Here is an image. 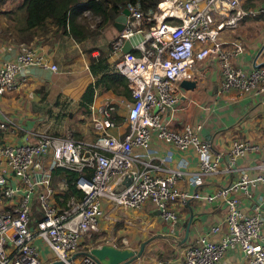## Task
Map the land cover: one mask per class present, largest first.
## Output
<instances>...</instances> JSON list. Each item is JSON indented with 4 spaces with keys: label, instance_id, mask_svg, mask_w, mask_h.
I'll return each mask as SVG.
<instances>
[{
    "label": "built area",
    "instance_id": "obj_1",
    "mask_svg": "<svg viewBox=\"0 0 264 264\" xmlns=\"http://www.w3.org/2000/svg\"><path fill=\"white\" fill-rule=\"evenodd\" d=\"M128 9L124 29L111 41L108 60L127 78L131 100L103 98L90 104L92 139L23 128L21 143L5 142L0 135V264H98L77 253L82 240L99 231L107 206L135 209L149 202L160 210L173 235L182 227L174 225L183 220L176 205H188L191 198L222 200L225 214L207 232L178 246L179 264H220L228 249L240 250L243 264H264L261 203L249 212L241 207L239 197L229 195L241 191L250 196V188L264 181V156L251 166L254 175L239 168L232 184L214 192L191 193L179 185L184 180L197 186L204 177L232 170L235 160L249 151L264 154V140L234 138L220 152L202 133L203 121L183 122L179 128L171 123L183 95L180 81L195 79L194 64L208 57L216 60L221 91L264 94V60L248 68L234 64L232 59L245 46L219 39L222 30L237 28L245 17H264V0H162L150 13L132 5ZM137 32L143 40L133 47L135 51L122 52L124 39ZM259 53H264V44ZM29 66L59 69L38 46L20 41L13 58L0 63V94L21 87ZM121 103L126 105L124 116L117 114ZM119 120L126 124L121 135L110 131L118 128ZM19 128L10 119H0V131ZM153 143L172 149L160 155L152 149ZM172 150L182 153V160L173 166L168 164ZM184 155L193 159L194 170H186L189 160ZM221 158L224 166L219 169ZM54 166L79 172L76 185L84 196L72 199L68 208L57 205L51 181ZM126 178L128 183L123 182ZM58 187L64 188V182ZM222 225L224 234L213 239L210 234ZM127 243L122 236L114 245L128 247Z\"/></svg>",
    "mask_w": 264,
    "mask_h": 264
},
{
    "label": "crops",
    "instance_id": "obj_2",
    "mask_svg": "<svg viewBox=\"0 0 264 264\" xmlns=\"http://www.w3.org/2000/svg\"><path fill=\"white\" fill-rule=\"evenodd\" d=\"M89 13L91 14L87 9L83 11L86 17ZM97 20L98 18L95 17V21ZM247 20L244 18L239 26H245V23L248 22ZM8 25L6 24V26ZM93 25L94 23L91 24V26ZM11 26L13 28L14 23ZM232 31H236V28L235 30H222L219 34V39L225 43L239 41L245 46L244 51L232 59L234 64L248 68L256 60H264V53H259L260 50H258L257 42H249L246 39L231 36L230 32ZM117 35L118 30L112 22L101 29L99 34L87 37L80 42L67 36L55 37L54 35H51L48 40H43L42 36L25 39V41L32 42L38 46L42 52H46L59 69L58 71H52L36 66H29L24 70L26 79L21 87H16L0 94V119H10L15 125L20 127L13 132L10 129L0 131L1 139L8 143L23 142L25 132L21 128L26 130L32 129V126L27 127V125L29 122H32V124L35 122V118L33 117H35V113H38V110H43V103H47L48 105L54 104L55 100L58 99L59 102L68 101L78 105L85 87L94 80V76L88 66L89 52L96 55L99 50L109 51L108 43ZM96 37H99V39L92 43ZM105 44L107 45V49L105 48ZM17 46L18 41H16V37L13 35L0 39V63L13 58L17 52ZM95 48H98V50L88 51ZM192 74L196 79V86L193 89L182 87L181 93L183 95H181L180 101L172 112V125L179 128L183 122L203 121L202 133L212 138L215 148L220 152H223L227 148L234 137L254 142L264 140V94L252 97L249 93L239 94L235 91H221L219 89V71L216 60L212 57L196 62L193 66ZM53 87L56 89L53 90ZM41 90L44 92L45 97H42ZM103 98L131 100L126 95L100 88L97 89L93 96L91 104L96 105ZM125 112L126 105L121 103V106L117 109V114L124 116ZM38 119L43 120V117L39 116ZM125 129L126 124L123 120H119L118 128L113 127L110 131L121 135ZM152 149L155 153L162 155L165 154L167 149L172 148L166 144L153 143ZM181 156L182 153L172 150V157L168 164L171 166L178 164L182 160ZM261 156H264V154L249 151L243 157L235 160L232 170L219 171L217 174L204 177L203 182L197 186L192 183L187 184L184 180H180L179 185L191 193L196 190L202 193L214 192L222 186L232 184L238 178L239 168L254 175L256 170L252 169L251 166L255 164L257 157ZM184 157H187L189 160L186 170H194L193 159L188 155H184ZM223 166L221 158L219 169ZM118 178L119 176H116L114 180ZM250 192V196L247 197H244L241 191H232L229 195L239 197L241 207L249 212L253 211L254 207L261 203L264 220V181L251 187ZM189 206L192 208L193 219L185 242L191 241L200 232H207L225 214V204L222 200L209 202L202 198H191L188 201V205L187 202L176 205L181 219L189 217L191 212ZM119 209L122 208L107 206L106 213L111 216L114 211L118 212ZM122 210L130 211L133 216H129L128 213L120 214L119 212L118 217H111L123 225L121 228L123 232L119 230L115 234H112L109 230V223L104 217L100 220L98 235L94 236L92 234L91 236H86L82 240L80 251L77 254L82 253L83 250H86L91 245H99L101 242L114 244L115 242H119L122 236L127 238L128 247L138 248L141 241L149 236H154L150 245L147 244L145 246L141 257L130 264H156L158 260H163L165 264H179V255H177L176 251L178 246L184 243L179 241L184 235V228L179 227L173 235L169 234L167 223L159 215L155 214L156 208L149 202L142 208ZM225 229V225H222L219 232L212 233L210 236L213 239H219L224 234ZM95 240L99 241L95 242ZM151 247H155V251ZM243 262V254L237 249H228L220 260V264H243Z\"/></svg>",
    "mask_w": 264,
    "mask_h": 264
},
{
    "label": "trees",
    "instance_id": "obj_3",
    "mask_svg": "<svg viewBox=\"0 0 264 264\" xmlns=\"http://www.w3.org/2000/svg\"><path fill=\"white\" fill-rule=\"evenodd\" d=\"M160 0H0V6L6 3H12V8L6 10L0 9V14H13L16 10L21 11L17 22L16 18L11 20L14 23L12 35L16 37V41H25L35 36H42L43 40L50 39L51 35L55 37L67 36L77 42L87 37H92L100 33L107 24L113 22L115 16L125 6H137L145 14L153 12ZM254 4V3H252ZM89 10L94 17L93 21L86 20L83 14L84 10ZM95 17L98 18L95 21ZM94 23L93 26L91 24ZM45 29V30H44ZM46 34V35H45ZM45 35V36H44ZM42 40V38H41ZM108 50H99L96 55L89 52V69L94 76V80L90 82L84 89L78 102L80 113L90 114V104L97 89L112 90L117 94L126 95L129 99L130 89L128 87L127 78L114 69L108 60L112 42L108 43ZM98 50L89 49L88 51ZM135 51V50H132ZM42 97H45L41 90ZM55 105L59 104V100H55ZM39 109V107H38ZM79 139V134H74ZM79 172L54 166L51 169V181H63L64 188H60L55 193V199L60 207L68 208L70 201L80 200L84 193L76 185V179ZM53 186L56 187L54 184ZM191 206H189L190 208ZM99 240H95L98 242ZM103 243V242H101Z\"/></svg>",
    "mask_w": 264,
    "mask_h": 264
},
{
    "label": "rangeland",
    "instance_id": "obj_4",
    "mask_svg": "<svg viewBox=\"0 0 264 264\" xmlns=\"http://www.w3.org/2000/svg\"><path fill=\"white\" fill-rule=\"evenodd\" d=\"M162 1V0H160ZM158 5V4H157ZM12 3H6L0 6V9H7L9 7L12 8ZM157 8V7H156ZM21 16V11L16 10L13 12V14L10 13H3L0 14V39H5V36L12 35V26L11 20H14L16 18V22ZM245 19H248L245 23V26H238L236 28V31L230 32L231 36H236L241 39H246V41H253L257 42L258 50L261 49V46L264 44V17L256 16L255 18H248L245 17ZM86 20L93 21L94 17L92 14H88L86 17ZM11 21V22H10ZM241 23V21L239 22ZM6 24H9L6 26ZM235 30V29H232ZM14 36V35H13ZM15 37V36H14ZM100 37V36H99ZM99 37H96L93 42L97 41ZM105 48L107 49V45L105 44ZM70 87V86H69ZM53 90L56 88L53 87ZM43 110H38V113H35V122H29L27 127H31L32 129L37 130H45L47 132L56 133L58 135L62 136H69L74 139L76 136L75 133L79 134V139H92L95 135V131L93 128V124L89 118V115H85L84 113L79 112L78 105L72 104L70 102L61 101L58 105L47 103L42 104ZM33 110V109H32ZM35 112V110H33ZM42 116L43 120H39L38 117ZM36 126V127H35ZM238 138V137H234ZM232 138V139H234ZM55 190L58 191V182L56 180H53V185ZM35 202V201H34ZM58 204V203H57ZM60 209L63 207L58 206ZM120 210V211H119ZM118 212H113L111 215L113 218L116 216L118 217V213L125 214L128 213L129 216H133L132 213L128 210H122L119 209ZM111 216H109L108 213L105 214V219L109 223V230L112 234H115L116 231L121 230L123 225L119 222L113 219ZM123 232V231H122ZM98 232L93 233L94 236H97ZM151 253V252H150ZM49 252L45 251L44 255H48Z\"/></svg>",
    "mask_w": 264,
    "mask_h": 264
},
{
    "label": "water",
    "instance_id": "obj_5",
    "mask_svg": "<svg viewBox=\"0 0 264 264\" xmlns=\"http://www.w3.org/2000/svg\"><path fill=\"white\" fill-rule=\"evenodd\" d=\"M130 14V11L128 9V6H125L121 9V11L115 16L113 20L114 26L117 28L118 33L121 32L126 24L127 16ZM143 40V34L141 32L134 33L133 35L129 36L128 38H125L122 46L121 51L122 52H129L133 50V47L137 45L140 41ZM180 86L185 89H193L196 86V79H190V78H183L180 81ZM35 168H37V165H35ZM124 183H128L129 179L126 178ZM191 208V207H190ZM189 217L183 220H179L174 226L176 228L178 226H182L184 228V235L179 240L180 242L186 241L190 226L193 219V212L192 208L190 209ZM155 214L160 216V210L156 209ZM162 219V217L160 216ZM154 238V236H149L148 238L144 239L140 242V245L138 248H130V247H118L112 243H101L97 245H91L87 250H83L82 254L91 256L98 264H130L131 262L137 260L141 257V255L144 252V248L147 244L150 245L152 242L151 240ZM153 251H155V247H151ZM59 261H53L51 263L47 264H56Z\"/></svg>",
    "mask_w": 264,
    "mask_h": 264
}]
</instances>
